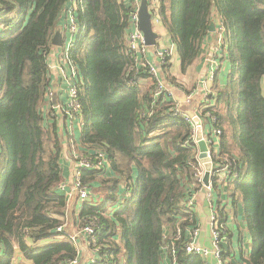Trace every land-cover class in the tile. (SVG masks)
<instances>
[{
	"label": "trees",
	"instance_id": "16d2710c",
	"mask_svg": "<svg viewBox=\"0 0 264 264\" xmlns=\"http://www.w3.org/2000/svg\"><path fill=\"white\" fill-rule=\"evenodd\" d=\"M147 6L175 45L183 74L200 54L215 12L221 21L222 57L200 117L220 130L215 168L233 160L236 176L223 186L211 178L213 211L229 240L227 208L236 220L242 205L251 248L237 264H264V0H147ZM67 10L77 24L68 53L81 77L76 146L73 128L45 99L49 56L58 48L51 39ZM131 10L130 0H0V264H12L16 253L31 264L78 257L77 245L56 230L67 208L57 188L61 156L90 157L97 148L111 174L82 169L90 200L81 204L78 225L94 222L98 247L88 264H162L165 246L173 264H207L184 248L198 225L187 205L200 170L192 125L174 113L166 92L153 95L156 82L146 67H135L126 40ZM221 58L228 63L222 83ZM170 67L166 56L161 78L177 84Z\"/></svg>",
	"mask_w": 264,
	"mask_h": 264
},
{
	"label": "built area",
	"instance_id": "2783aa9c",
	"mask_svg": "<svg viewBox=\"0 0 264 264\" xmlns=\"http://www.w3.org/2000/svg\"><path fill=\"white\" fill-rule=\"evenodd\" d=\"M132 10L129 14V28L127 33V48L133 54L135 60V67H139L144 65L147 69L148 74L155 80L156 88L154 90L153 95L157 96L161 94L163 91L166 92L170 97L173 103L175 104L174 95L172 92V87L175 86L182 90L181 85L171 84L170 86L166 85L160 75V66L164 63L165 57L168 56V51L166 49H157L155 50V57L158 60V64L155 65L151 59L148 57L149 46L145 44L144 36L142 31L139 28V18H138V10L140 6V0H130ZM149 10V9H148ZM70 11L69 19L66 20L64 23L61 24V39L62 43L60 51L56 57V61L51 65L50 74L51 77L49 78L48 85L45 90V99L46 101L52 103L51 107L56 109L58 112L62 113L66 119H68L71 123L77 122L79 128L82 127L81 117H82V106L79 100V87L78 84L80 82V73L77 67L72 63L69 57V50L75 43V36L77 32V24L75 22V18ZM150 12V10H149ZM67 13V11L65 12ZM151 22L153 27L157 28L160 27V19L156 13H151ZM218 32L219 40L222 43L224 37V29L222 27L221 22L218 25ZM152 47V46H151ZM214 61V60H212ZM218 68L216 62L211 64V67L207 70L205 78L201 83V104L196 106V113L199 112L202 108L208 106L209 102V86L208 83L211 82L215 76V71ZM54 70L55 74L53 75L51 71ZM181 86V87H180ZM62 90L63 100L57 101V96L59 92ZM184 91V90H182ZM264 93V92H263ZM187 102L191 100V94H187ZM174 113H181L184 118L189 121L192 125V140L196 144L194 137H195V130L196 125L193 122L192 117L184 113L179 105L175 104L174 106ZM201 118V117H200ZM202 125V120H201ZM219 129H211V131L205 133L204 138L208 145L207 151V158L211 159L212 147L215 150H218L219 144ZM208 135V136H207ZM90 157L84 156H74V169L72 178L70 181H62L58 184L57 188L64 192L66 197L72 195L73 193L76 195L77 199L80 201H89L90 200V191L88 190L86 185H83L81 182V173L82 169H93V168H102L105 172L108 170L109 162L107 160L105 152L100 149L90 150L89 153ZM198 154H196L197 156ZM198 159V157H197ZM200 164V170L196 174V184L195 186L197 189L190 194L187 199V205L190 208H194V201H195V192L197 190H203L206 194V200L211 208L210 217H209V233H210V246L205 247L201 245L197 241V237L200 233V227L197 225L189 232V241L185 244V251L188 254H196L201 256L205 259L206 263L209 262L210 258L215 261V264H227L225 258L223 257V242L225 240V229L223 224L218 222V219L215 216L213 211V203H212V196H213V189L214 185L211 182V178L213 176H217V183L223 186L227 180L234 178L236 173L234 172L231 163L233 160H226V165L223 168H215L212 160V169L210 171V179L209 184L205 186L202 182L204 168L202 162L198 159ZM128 194V192H126ZM64 223L62 226H59L56 230L58 232L64 231ZM80 231L82 236L86 240V244L90 247L91 251L94 255L98 251V247L95 246V238H94V222L92 220H87L83 226H80ZM72 242L77 244L78 238L72 237ZM172 254L174 253L172 249ZM95 261V258L92 259V262ZM78 257L74 260H71L68 264H77ZM208 264V263H207Z\"/></svg>",
	"mask_w": 264,
	"mask_h": 264
},
{
	"label": "crops",
	"instance_id": "0c3cea01",
	"mask_svg": "<svg viewBox=\"0 0 264 264\" xmlns=\"http://www.w3.org/2000/svg\"><path fill=\"white\" fill-rule=\"evenodd\" d=\"M69 15H70V11L67 10V13H65L63 21L60 23V25L69 19ZM212 22H214L215 30L208 32L207 36L204 38L203 43L201 45L200 54L198 55L194 64L191 67H189L188 70L184 73L185 75L181 72L180 59L175 50V45L169 38V35L167 34L165 29L161 25L160 27L155 28L157 29L158 34L156 38V45H155L154 51L157 49H161V48L166 49L168 51V56L170 57V61H171V67H170L171 74L176 78L179 76L182 78L186 76L185 80L187 81H189L188 80V75H189V77H191L193 81H196L195 83L191 82L189 84H184L182 85L183 87L180 86L182 90H184V92H186L189 95L191 94V97L194 95H201V92H202L201 83L203 82L205 78L207 70L211 67V64L213 62H216L219 67L220 61L218 58L222 57V55L219 54L220 49H221V42L219 40L220 33L218 32V25L221 21L218 15L216 14V12L213 14ZM59 30L61 31L62 29L59 28ZM59 51H60V48H57V49L55 48L54 52L50 54L49 60H48L49 64L52 65L56 61V57ZM154 54H155L154 52L150 51L148 53V57L156 65L158 64V60ZM222 60L223 61L221 62V72L219 73L220 82L225 79L226 72L228 70L227 61L224 59ZM51 73L54 75L55 71L52 70ZM163 81L168 86L172 84V83L167 82L165 79H163ZM175 81H178V80L175 79ZM143 82H144L143 84H146L145 81ZM261 82H262V89L264 92V76ZM210 83L211 82L208 83V86H210ZM60 93H62V90L59 92L57 96V101L63 100V94H60ZM174 100H175V104L179 105V102L175 98ZM197 113L199 114L198 111ZM57 114H58V118L60 122H65L67 127L70 129L73 128L71 131L75 134V140L77 141L75 143V146L79 145L80 143L79 136H80L81 131L77 125V122L75 121L74 123H71L68 119L65 118V116L62 113L58 111H57ZM201 126H202L203 135H205V133L211 131L212 129L211 125L206 122H202ZM196 154H198L197 145H196ZM61 166H62V174H63L62 181H70L72 178V174L74 172L73 171L74 162H73V158L71 157V155L63 152L61 156ZM106 174L107 175L111 174V171L109 168L106 171ZM222 197H224V195H222ZM83 202L84 201H80L79 199H77V201H74L73 204L67 201L66 211L69 208V206L70 207L72 206V209L70 210V214L67 211V218L70 221L69 231H73L74 227L76 228V226L80 227L78 225L80 222L79 212H80L81 204ZM193 209L195 210V213H196V222L198 226L200 227V233L197 237V241L201 245L205 247H209L210 246L209 217H210L211 208L209 207V204L206 200L205 192H203V190L201 189L195 192V201H194ZM69 216H70V219H69ZM169 227L170 226L167 224L165 228L166 232H168ZM226 228L232 238H229V240H225L223 242L224 258L227 263L231 262L233 264H237L241 254L243 258L245 259L248 258V255L250 253V248H251V239L247 232L245 216H244L242 205H238L236 220L233 217L232 208L230 207L227 208ZM238 229H240L243 233V238L240 244H239V239H238V236H239ZM82 238L83 240L78 239L77 244H76L77 250H78V264H88L92 262V259L95 257V255L91 251L90 247L86 244L85 238L84 237ZM225 251H227V253H225ZM240 262H241V259H240ZM207 263L215 264V261L212 258H210L209 262L207 261ZM12 264H31V263L25 260L21 254L16 253L15 259L13 260ZM162 264H173L168 258V255L166 252V246L163 248Z\"/></svg>",
	"mask_w": 264,
	"mask_h": 264
},
{
	"label": "water",
	"instance_id": "95a60500",
	"mask_svg": "<svg viewBox=\"0 0 264 264\" xmlns=\"http://www.w3.org/2000/svg\"><path fill=\"white\" fill-rule=\"evenodd\" d=\"M138 18L139 28L143 33L145 44L149 47L154 46L156 44L157 33L154 31L153 24L151 22V14L148 10L147 0H140ZM214 30V22H211L209 25V32ZM61 36V31L59 29L56 30L51 39V42L54 46H61ZM171 89L175 99L179 102L180 109L192 117L193 122L196 125L194 140L198 148L197 157L202 162L204 168L202 182L205 186H207L209 184L210 171L212 169V160L207 158L208 145L203 136L201 118L196 113V106L200 105L202 101L201 95H194L192 96L191 100L187 102L188 98L186 92L175 86H173Z\"/></svg>",
	"mask_w": 264,
	"mask_h": 264
},
{
	"label": "rangeland",
	"instance_id": "374dc122",
	"mask_svg": "<svg viewBox=\"0 0 264 264\" xmlns=\"http://www.w3.org/2000/svg\"><path fill=\"white\" fill-rule=\"evenodd\" d=\"M154 28V31L158 34V32H157V29H155V27H153ZM154 49H155V47L154 46H152V47H150L149 48V51H152V52H155L154 51ZM220 54V53H219ZM170 74H171V72H170ZM185 75V74H184ZM170 77H174L172 74L170 75ZM176 80H178V81H175L174 80V83H177L176 85H184V84H189V83H191V82H196V81H193L192 80V78L191 77H189V75H188V80L189 81H187V80H185L186 79V76H184L183 78L182 77H174ZM167 81V80H166ZM181 83V84H180ZM193 83V84H194ZM183 87V86H182ZM79 157V156H78ZM74 159V158H73ZM67 201H69V203L71 202L72 204L74 203V201H77V197H76V195L73 193L72 195H70V196H68V198H67ZM72 209V206L70 207L69 206V208L67 209V211L69 212V214H70V210ZM67 211L65 212V214L66 215H64L63 216V220H64V231H65V234H66V237L69 239V240H71V238L72 237H75V238H78L79 240H83V236H82V234H81V231H80V227H78V226H76V228L74 227V230L73 231H69L70 230V221L68 220V218H67ZM80 213V212H79ZM69 219H70V216H69ZM72 241V240H71ZM78 264V263H77Z\"/></svg>",
	"mask_w": 264,
	"mask_h": 264
}]
</instances>
